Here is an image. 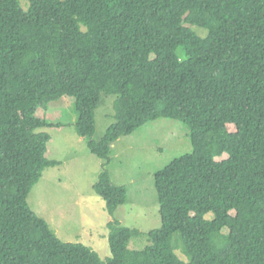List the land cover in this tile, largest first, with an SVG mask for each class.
Listing matches in <instances>:
<instances>
[{
	"label": "trees",
	"instance_id": "obj_1",
	"mask_svg": "<svg viewBox=\"0 0 264 264\" xmlns=\"http://www.w3.org/2000/svg\"><path fill=\"white\" fill-rule=\"evenodd\" d=\"M27 2L0 0V264H264V0ZM62 97L102 161L92 189L110 215L127 198L105 167L113 142L157 119L187 126L191 152L153 174L160 225L144 249L113 221L102 261L29 208L57 165L39 130L58 125L36 112ZM107 97L113 121L95 140Z\"/></svg>",
	"mask_w": 264,
	"mask_h": 264
},
{
	"label": "rangeland",
	"instance_id": "obj_2",
	"mask_svg": "<svg viewBox=\"0 0 264 264\" xmlns=\"http://www.w3.org/2000/svg\"><path fill=\"white\" fill-rule=\"evenodd\" d=\"M19 5L23 11L28 8L27 0H19ZM191 28L199 35L205 34L197 27ZM112 101V97L104 98L95 112L92 136L95 140L103 136L113 121ZM36 116L58 125L39 130L49 134L48 159L57 165L43 170L31 188L26 200L29 208L46 221L59 241L83 244L102 261L110 256L106 238L110 222L138 230L140 235L129 240L130 250H142L149 245L145 233L160 225L153 174L173 159L191 152L187 126L175 120L157 119L113 142L111 160L105 167L113 184L126 188L127 198L110 215L92 189L102 161L89 152L86 138L75 131L73 98L51 101L39 108ZM226 157L224 153L215 160ZM174 253L179 259L187 260L179 250Z\"/></svg>",
	"mask_w": 264,
	"mask_h": 264
}]
</instances>
